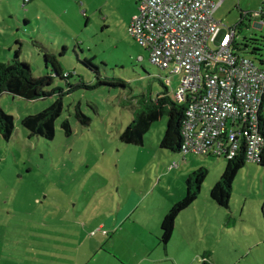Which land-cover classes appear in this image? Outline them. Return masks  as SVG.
Segmentation results:
<instances>
[{"label": "rangeland", "instance_id": "rangeland-1", "mask_svg": "<svg viewBox=\"0 0 264 264\" xmlns=\"http://www.w3.org/2000/svg\"><path fill=\"white\" fill-rule=\"evenodd\" d=\"M212 2L221 28L210 47L235 29L234 54L264 70V53L243 47L245 40L264 38V16L255 17L263 0ZM135 13L131 0H0V62L18 51L38 77L51 74L44 54L54 50L71 77L54 78L48 91L97 84L84 60L100 78L126 82V88L81 87L64 95L51 141L20 121L50 106L57 94L34 101L0 96L15 126L8 142L0 136V264H264V167L247 162L238 171L225 209L209 192L226 160L160 148L166 114L150 126L142 146L120 141L140 101L155 98L162 86L174 99L178 84L128 34ZM76 106L88 125L75 118ZM65 120L70 136L61 128ZM200 166L207 177L196 201L178 215L164 251L160 235L148 229L160 230V211L184 196L188 176Z\"/></svg>", "mask_w": 264, "mask_h": 264}, {"label": "built area", "instance_id": "built-area-1", "mask_svg": "<svg viewBox=\"0 0 264 264\" xmlns=\"http://www.w3.org/2000/svg\"><path fill=\"white\" fill-rule=\"evenodd\" d=\"M131 1L136 13L128 34L149 52L153 66L178 77L174 99L185 107L179 152L227 160L243 155L259 163L264 70L234 54L235 29L210 47L221 28L213 18L218 5L212 0ZM260 15L264 8L255 17Z\"/></svg>", "mask_w": 264, "mask_h": 264}, {"label": "trees", "instance_id": "trees-1", "mask_svg": "<svg viewBox=\"0 0 264 264\" xmlns=\"http://www.w3.org/2000/svg\"><path fill=\"white\" fill-rule=\"evenodd\" d=\"M31 0H28L29 2ZM263 5V3H262ZM27 23V22H25ZM233 49H237L238 44L235 37L231 42ZM244 48H251L252 54L264 53V38L245 40ZM45 49V48H44ZM65 50V48H64ZM46 51V50H45ZM49 51V49H48ZM52 52V53H51ZM45 52L44 61L47 69H50L51 74L35 77L30 66L26 62L19 60V52L14 53V57L9 59L7 63L0 62V96L4 93L12 96L20 97L27 101L44 99L53 95H58V98L44 110L34 114L25 116L21 119L20 125L30 134L51 141L55 135V122L61 116L63 110L62 97L69 94L75 88H93L99 85L109 87L126 88V82L121 79H102L100 78L97 67L94 66L91 60H84L82 64L91 71H94L98 83L93 86L78 85L69 88L64 92L61 88H54L50 91L46 90L53 84L54 78L67 80L71 77L69 73H63V69L57 59L54 50ZM64 53L60 52L62 56ZM163 85V84H161ZM164 91L150 98L149 100L140 101L141 108L135 111L131 122L126 126L120 134L119 139L127 145L142 146L145 134L149 131L150 126L158 121L164 114L167 115L166 129L160 148H166L170 151L180 150L181 142V124L184 117V105L178 103L175 99L168 96L167 87L162 86ZM75 118L81 125H88L90 119L85 116L78 106L75 108ZM260 132L264 138V118H260ZM14 118L8 115L0 107V136L8 142L14 132ZM61 128L66 136L71 135V128L68 121H63ZM226 160V165L219 180L214 184L209 192V197L212 202L219 207L227 209L231 198L232 185L238 173L247 163L243 155L234 160ZM264 167V152L259 163ZM207 168L200 166L188 176L184 196L175 204H173L167 213L164 215L160 223L159 244L166 249L170 241L178 215L186 210L196 201L201 186L207 177Z\"/></svg>", "mask_w": 264, "mask_h": 264}, {"label": "crops", "instance_id": "crops-1", "mask_svg": "<svg viewBox=\"0 0 264 264\" xmlns=\"http://www.w3.org/2000/svg\"><path fill=\"white\" fill-rule=\"evenodd\" d=\"M132 192H131V194H130V197H132ZM128 199H129V197L128 198H125V202H124V205H127L128 204ZM173 204L172 203H170V204H168V205H165L166 206V208H164V209H162V211H160V215L161 214H163V217H164V215L167 213V211L169 210V208L172 206ZM127 215V213L125 212V210H124V216H123V219H124V217ZM163 217H162V219H163ZM112 220V219H111ZM162 221V220H161ZM177 221V220H176ZM117 222H119V221H117ZM176 225V224H175ZM149 231H150V233L151 234H153V235H156V236H158V235H160V230H158L157 228H156V230H150V228L148 229ZM175 231V230H174ZM111 238V237H110ZM164 251H166V249H164ZM123 263H125V262H123ZM138 264H141V263H138Z\"/></svg>", "mask_w": 264, "mask_h": 264}]
</instances>
